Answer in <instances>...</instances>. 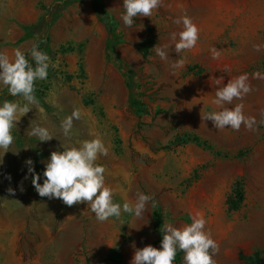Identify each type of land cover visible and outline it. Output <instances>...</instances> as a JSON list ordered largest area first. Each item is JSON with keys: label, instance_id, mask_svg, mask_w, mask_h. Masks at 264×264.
Wrapping results in <instances>:
<instances>
[{"label": "rangeland", "instance_id": "374dc122", "mask_svg": "<svg viewBox=\"0 0 264 264\" xmlns=\"http://www.w3.org/2000/svg\"><path fill=\"white\" fill-rule=\"evenodd\" d=\"M53 1L0 0V91L36 45L19 43L24 28ZM103 2L128 68L105 59V30L82 0L62 10L52 53L37 57L52 74L30 73L50 109L24 84L9 104L59 182L29 187L31 151L0 114V264H171L152 203L184 264L264 259V0ZM124 74L147 109L139 122L126 111ZM235 183L244 202L228 213Z\"/></svg>", "mask_w": 264, "mask_h": 264}, {"label": "trees", "instance_id": "16d2710c", "mask_svg": "<svg viewBox=\"0 0 264 264\" xmlns=\"http://www.w3.org/2000/svg\"><path fill=\"white\" fill-rule=\"evenodd\" d=\"M80 1L82 0H54L45 15L40 16L36 23L24 28V34L20 37L19 43H23L32 37L37 36L36 45L30 52L24 55L21 66L12 77L10 85L4 90L0 91V114L7 126L8 131L10 132L11 140H13L18 147L28 146L33 153L32 163L34 171L32 173L30 187L33 186V181L37 176L48 181L57 182L60 181L61 177L58 173L47 172L41 165V160L43 158L49 157L50 154L38 149L35 139L24 138L15 129L9 113V104L15 96L19 95L24 84L25 95L27 98L36 101V103H38L46 111L50 109L43 95L39 92H35L33 89L35 83L33 82L30 73L36 70H41L48 75L52 74V71L47 66L36 61L37 57L42 53H52L50 49L49 38V29L51 25L59 17L64 8ZM91 7L97 21L103 26L106 33L105 59L108 60L110 56H112L114 61L118 63L122 69L126 70L128 65L122 60L120 56H118L116 52V47L122 43V39L116 32V22L113 15L106 10L103 0H91ZM123 76L130 77V80L125 83L127 90L126 111L130 116L134 117L137 122H139L141 116L147 115V109L144 103L141 101L142 94L137 92V90H139V86L131 79L133 76H128L126 74ZM187 141L200 143V141L196 138ZM243 202V189L240 183H235L231 195L226 200L227 212L233 213L238 211ZM152 206V228L154 233L157 235V243L162 244L166 251L171 253V257L168 260L169 263L184 264V249L180 248L166 234L161 208L155 203H152ZM189 244L192 247L199 249V255H209L208 247L203 246L201 242L190 240ZM240 259L245 261L246 264H264V259L261 257L259 251H255L251 255L240 254ZM86 264L90 263L87 261Z\"/></svg>", "mask_w": 264, "mask_h": 264}, {"label": "crops", "instance_id": "0c3cea01", "mask_svg": "<svg viewBox=\"0 0 264 264\" xmlns=\"http://www.w3.org/2000/svg\"><path fill=\"white\" fill-rule=\"evenodd\" d=\"M36 22H37V21H36ZM36 22L29 23V25L34 24V23H36ZM29 25H28V26H29ZM21 63H22V62H21ZM20 66H21V65H20ZM19 68H20V67H19ZM36 145H37L38 149L42 150V151L45 152V153H49V152H46V151H44L42 148L39 147V145H38V141H36ZM29 149H30V148H29ZM30 151H31V149H30ZM49 154H50L49 157H51V156H52L51 153H49ZM32 156H33V153H32V151H31V162H32ZM49 157L43 158V159L41 160V165L44 167V169H45L44 161L47 160ZM32 167H33V163H32ZM45 170H46V169H45ZM33 171H34V167H33L32 171H31V173H30V175H29V187H30V181H31V178H32V173H33ZM46 171H47V170H46ZM47 172H50V171H47ZM52 173H54V172H52ZM58 174H59V173H58ZM38 178L43 179L42 177L37 176V177L34 179V181H33V185L35 184V181H37ZM43 180H45V179H43ZM45 181H48V180H45Z\"/></svg>", "mask_w": 264, "mask_h": 264}]
</instances>
